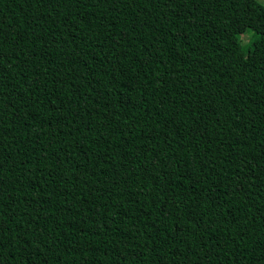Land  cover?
Instances as JSON below:
<instances>
[{
  "label": "trees",
  "instance_id": "16d2710c",
  "mask_svg": "<svg viewBox=\"0 0 264 264\" xmlns=\"http://www.w3.org/2000/svg\"><path fill=\"white\" fill-rule=\"evenodd\" d=\"M0 264H264V6L0 0Z\"/></svg>",
  "mask_w": 264,
  "mask_h": 264
},
{
  "label": "rangeland",
  "instance_id": "374dc122",
  "mask_svg": "<svg viewBox=\"0 0 264 264\" xmlns=\"http://www.w3.org/2000/svg\"><path fill=\"white\" fill-rule=\"evenodd\" d=\"M258 3L264 6V0H256ZM260 39V35L256 34L254 30L248 29L243 34L239 36V40L242 43L241 45L244 48L245 52L250 50V44L254 43L255 41Z\"/></svg>",
  "mask_w": 264,
  "mask_h": 264
},
{
  "label": "bare ground",
  "instance_id": "6f19581e",
  "mask_svg": "<svg viewBox=\"0 0 264 264\" xmlns=\"http://www.w3.org/2000/svg\"><path fill=\"white\" fill-rule=\"evenodd\" d=\"M2 153V152H1ZM6 156V155H5ZM3 159V158H2ZM106 204V203H105ZM106 207V206H105Z\"/></svg>",
  "mask_w": 264,
  "mask_h": 264
}]
</instances>
